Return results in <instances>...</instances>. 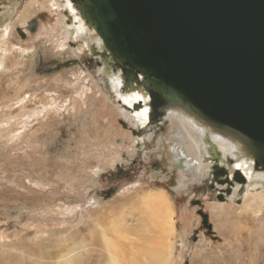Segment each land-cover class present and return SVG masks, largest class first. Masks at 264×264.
I'll use <instances>...</instances> for the list:
<instances>
[{"label":"rangeland","instance_id":"rangeland-1","mask_svg":"<svg viewBox=\"0 0 264 264\" xmlns=\"http://www.w3.org/2000/svg\"><path fill=\"white\" fill-rule=\"evenodd\" d=\"M46 2L0 0V36L8 38L10 47L2 52L6 61L0 62V264H25L29 258L34 262L21 244L45 247L47 232L62 229L68 234L80 228L86 234L82 219L84 210L91 209L87 201L104 206L135 186L142 192L162 188L174 205L177 233L171 240V264H264V205L255 215L258 202L239 210L244 192L233 200V187L216 184L230 179L229 167L218 165L219 170L212 168L204 177L181 169L175 160L178 132L168 124L159 130L152 123L135 126L122 118L92 49L75 35L68 36L65 47L56 48L65 38L55 31L57 20L64 21L65 30L73 28L62 0L57 13ZM29 3L33 7L23 20ZM59 75L72 84L51 87L48 82ZM73 76L86 79L79 82ZM77 81L92 91L84 101L67 87ZM41 97L44 101L39 102ZM51 97L66 103L40 111L52 103ZM31 115L38 118L25 124ZM107 120L117 126L110 129L111 136ZM220 206L237 211L228 209L224 221L217 218ZM73 210L81 213L73 217ZM184 225L189 227L186 235L181 234ZM104 232L115 239L112 232Z\"/></svg>","mask_w":264,"mask_h":264},{"label":"water","instance_id":"water-1","mask_svg":"<svg viewBox=\"0 0 264 264\" xmlns=\"http://www.w3.org/2000/svg\"><path fill=\"white\" fill-rule=\"evenodd\" d=\"M70 2L98 66L148 96L150 122L182 113L264 171V0Z\"/></svg>","mask_w":264,"mask_h":264},{"label":"bare ground","instance_id":"bare-ground-1","mask_svg":"<svg viewBox=\"0 0 264 264\" xmlns=\"http://www.w3.org/2000/svg\"><path fill=\"white\" fill-rule=\"evenodd\" d=\"M60 1L61 0H48V2H46L48 10L51 13H57L59 11ZM62 1L64 2V7L72 15L73 21H70V25L68 26H72L71 28L73 29L65 30L64 21L60 18L57 20V29L55 31L57 34L61 32V35L65 36V38H61L63 41L59 47L57 46L56 48L62 49L65 47L66 42L64 41L68 39L69 35H75V37L83 40L90 51L93 46L98 48L100 40L95 38L93 32L89 31L79 20L70 0ZM32 7V3H29L23 8V20L27 18L29 14L28 11ZM1 31L3 34L5 33L2 29ZM70 31H72V34H70ZM7 39L6 37L1 39L0 36L1 63L4 61H2V58H4L2 52L10 49L7 44ZM2 42L5 43L2 44ZM23 47H26L25 50L29 48L28 45ZM8 64L9 63L4 67L5 69H7ZM98 70L101 79L103 78V80L106 81V85L111 91L110 94L115 95L118 99V106L116 107L118 114L120 113L121 117L124 119L133 121L135 126L145 125V127H150L152 122H149L147 126L145 122L150 110L148 96L138 91H121L122 80L119 72L105 73L102 65L99 66ZM64 78V76L59 75V77L56 76L48 83L51 84V87L55 86L59 89L72 82V80L62 82ZM75 78L78 79L79 82H81L80 80L86 79L78 76ZM78 81L74 84L75 86L67 87L70 89L72 88L71 90L84 101L87 98V93L91 90L86 84H84L85 88L83 89L81 88L83 84L79 87L80 83ZM95 89H98L96 83L94 86V90ZM53 94L54 96L56 95L54 92ZM37 100H39V102H41L40 100L44 101L42 97L40 99L37 98ZM50 100L52 103L50 102L48 107H43L40 111H49L51 106L55 108L57 103L65 102L62 98L55 99V97H51ZM30 101L32 102L33 98H31ZM33 103L35 102H32V104ZM36 117L33 115L29 116L27 121H31L25 124L35 121ZM106 122L108 127L107 135H109L110 129L116 128L117 126L115 122H109L108 120ZM152 124L155 125L154 127H158L159 130H162V126L168 124L171 130L178 132V138H175V140L176 143L179 144V157H175V160L180 163L181 169H186V172L191 175L197 172L204 177L211 174L212 168H214L215 171L219 170L220 167H218V165L229 167L230 179L226 178L221 181L222 184H216L218 186L233 187V191L230 193V197L236 195L233 197V200L237 197L239 192H244V203L239 210L243 209L244 205L246 206L245 209H248V207L252 208L254 203L258 202V211L253 213V215L260 212V209L264 205V171L255 169L252 161L240 158L238 150L232 143L208 131L192 118L176 111L167 112L162 118ZM111 131L114 132L113 130ZM120 133L121 131L117 132V134ZM186 160H188V163L190 161V163H185ZM187 169H189V171H187ZM135 187L104 206H98L96 200L87 201V205L91 209L84 210L85 216L82 219H85L84 221L87 223L89 229L86 234H81L80 228L79 231H72L71 227H69L71 231L69 230L70 232L68 234L66 230L62 229L61 231L54 230L52 233L47 232L48 239L45 247H40V243L31 245L21 244L24 250L30 252L32 257L36 258L34 262L32 258H29L30 262L27 260L25 264H171V240L175 239L177 233L175 228L176 212L173 207L174 205L171 204L162 188H153L142 192L139 187ZM226 206H220V210L223 213L221 212L217 216V218L224 221L228 209L234 212L237 211V209L231 208L232 206L228 208H226ZM93 207L95 208L93 209ZM79 213H81V211L71 212L73 217L78 216ZM187 218H189V215ZM185 224L187 223L185 222ZM188 228V225L187 228L184 225V227L181 228V234L186 235ZM104 231L112 232V234L115 235V239L112 238L114 237L112 235V237L107 236ZM69 234L70 236H68ZM171 236H173V238ZM158 242H160V248L155 247ZM63 247H67L66 255L62 254V252L65 251ZM12 261H14V259ZM13 264L20 263L16 262Z\"/></svg>","mask_w":264,"mask_h":264},{"label":"clouds","instance_id":"clouds-1","mask_svg":"<svg viewBox=\"0 0 264 264\" xmlns=\"http://www.w3.org/2000/svg\"><path fill=\"white\" fill-rule=\"evenodd\" d=\"M147 118H148V117H147ZM149 122H150L149 119H147V120H146V126L149 124Z\"/></svg>","mask_w":264,"mask_h":264},{"label":"flooded vegetation","instance_id":"flooded-vegetation-1","mask_svg":"<svg viewBox=\"0 0 264 264\" xmlns=\"http://www.w3.org/2000/svg\"><path fill=\"white\" fill-rule=\"evenodd\" d=\"M97 62V64H98V60L96 61ZM179 157V156H178ZM230 198V197H229Z\"/></svg>","mask_w":264,"mask_h":264}]
</instances>
